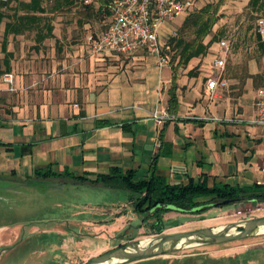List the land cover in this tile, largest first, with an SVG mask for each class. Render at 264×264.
I'll use <instances>...</instances> for the list:
<instances>
[{
  "label": "crops",
  "instance_id": "1",
  "mask_svg": "<svg viewBox=\"0 0 264 264\" xmlns=\"http://www.w3.org/2000/svg\"><path fill=\"white\" fill-rule=\"evenodd\" d=\"M10 21L1 23L2 47L7 53L11 50L8 37L22 38L25 31L5 36ZM34 51L31 58L17 53L11 63L7 61L5 71L14 73L15 89L3 80L5 71L0 76V118L4 123L0 126V178L9 176L29 189L34 179H45L36 175L37 169L94 178L121 167L146 175L155 157L156 172L171 182L194 178L211 185L250 187L264 177V167L258 169L264 125L253 121L256 101L251 118L244 121L239 117L233 123L198 115L184 117L187 101L179 93L177 111L171 115L170 89L176 80L168 63L160 67L157 56L147 49L97 54L85 38L81 45L49 47L44 55L48 59H42L36 48ZM119 54L133 59L125 65L111 62ZM151 56L156 66H152ZM211 101L209 107L215 115L216 98ZM161 109L171 117L156 118L154 112ZM255 131H262L259 143L254 140ZM10 191L19 193V189ZM175 212L182 211L171 210L164 218ZM124 220L120 223L117 217L111 228L120 227Z\"/></svg>",
  "mask_w": 264,
  "mask_h": 264
},
{
  "label": "rangeland",
  "instance_id": "2",
  "mask_svg": "<svg viewBox=\"0 0 264 264\" xmlns=\"http://www.w3.org/2000/svg\"><path fill=\"white\" fill-rule=\"evenodd\" d=\"M85 4L82 0H43L45 11L37 12L38 19L24 31L22 38L8 37L7 47L11 49L8 53L2 47L4 29L3 24L0 25V76L7 68V61L11 63L17 53L31 58L36 48L38 54L42 52V59H48L44 55L48 54L49 47L81 45L86 34L105 29L109 15L87 11ZM208 4L219 6V18L205 37L206 42L211 41L207 52L193 57L187 64L177 65V60L168 62L178 83L177 94L184 95L187 101L182 115L233 123L241 117L246 121L254 114L258 89L264 87V46L257 35L258 17H264V0L261 7H255L250 0H193V11ZM95 5L97 8L98 4ZM7 11L9 16L5 19H13L14 9ZM183 21L184 15H180L166 27L162 32L163 44L176 34ZM221 39L227 40L226 48L220 46ZM215 55L226 59L224 78L228 84L218 90L214 115L205 87L207 76L215 72ZM112 58L111 62L117 65L130 64L133 59L121 54ZM151 58L152 66H156L154 57ZM261 133L254 132V140L258 143ZM216 142L212 144L215 146ZM258 163V169L264 167V151ZM67 179L36 178L30 183L33 188L26 189L27 184L21 181H13L9 176L0 178V264H84L95 255L137 239L145 240L165 232L219 227L264 215V201L245 198L224 206H209L199 214L175 212L167 215L164 218L166 229L156 233L150 225L153 216L148 215L142 224L144 215L135 211L128 191ZM11 189H19V193ZM121 214L123 218L119 217ZM117 217L120 223L126 220L112 229L110 223ZM245 253L251 258L245 264H264V232L223 243L186 246L141 264H159L162 257L167 258L169 264H210L208 261L214 258L218 262L211 264H229L227 257L246 256Z\"/></svg>",
  "mask_w": 264,
  "mask_h": 264
},
{
  "label": "trees",
  "instance_id": "3",
  "mask_svg": "<svg viewBox=\"0 0 264 264\" xmlns=\"http://www.w3.org/2000/svg\"><path fill=\"white\" fill-rule=\"evenodd\" d=\"M107 1L109 0H97L93 2L94 4L85 5L87 11L106 12L111 16L109 9L106 7ZM250 1L255 7L262 6V0ZM13 3H16V5H13ZM95 3L98 4L97 8ZM8 8L14 9V13L12 14L13 19L6 22L5 36L9 32L19 33L26 30L38 19L37 12L45 11L43 0H0V25L9 16ZM20 9H23L22 13H20ZM193 10L194 6L183 14L184 21L177 28L176 34L171 35L168 41L164 43V50L168 56L173 52L169 61L174 62L177 60V65L187 64L193 57L207 52L211 41L206 42L205 37L212 32L213 26L219 18L218 5L208 4L196 11ZM108 25L109 22L104 28L106 29ZM191 34H194V36H191ZM257 35L261 45L264 46V40L258 30ZM176 90L177 83L173 81L169 98V112L171 115L176 113L179 105ZM1 120L2 118H0V126L4 124ZM156 158L151 165L150 172L146 175H139L135 169H123L121 167H113L110 172L100 173L94 178L84 175H71L67 172L59 173L50 168L37 169L36 175L42 178L65 176L75 181H89L109 188L128 191L130 193L128 199L135 211L144 215V219H147L148 215L153 216L150 225L156 233L163 232L167 227L163 213L170 210L199 213L209 206L229 204L222 202L226 199H232V202L245 198L253 201H264V185L257 182L251 185L252 187H241L228 183L211 185L206 180H195L194 178H190L185 183L171 182L164 175L156 172ZM162 209L164 211L161 212ZM147 262L149 261L142 260L136 264Z\"/></svg>",
  "mask_w": 264,
  "mask_h": 264
},
{
  "label": "built area",
  "instance_id": "4",
  "mask_svg": "<svg viewBox=\"0 0 264 264\" xmlns=\"http://www.w3.org/2000/svg\"><path fill=\"white\" fill-rule=\"evenodd\" d=\"M97 0H83L91 4ZM193 6V0H109L106 7L111 13L108 27L101 32H89L86 43L93 53H130L147 49L157 56L158 65L163 67L169 62V56L164 50L162 32L168 22L183 15ZM257 30L264 38V17L257 20ZM222 48L228 46L226 39L219 42ZM214 74L206 79L205 92L208 99L217 97L219 88L227 86L224 78L226 59L222 55L213 57ZM10 89H15V75L5 71L2 75ZM257 116L254 122L264 125V87L257 93ZM154 116L158 119L171 117L167 110H156ZM264 185V178L257 180Z\"/></svg>",
  "mask_w": 264,
  "mask_h": 264
},
{
  "label": "water",
  "instance_id": "5",
  "mask_svg": "<svg viewBox=\"0 0 264 264\" xmlns=\"http://www.w3.org/2000/svg\"><path fill=\"white\" fill-rule=\"evenodd\" d=\"M224 204L232 199L222 201ZM264 215L234 221L219 227L206 226L191 230L165 232L145 240L137 239L121 244L104 253L91 257L84 264H126L157 256H164L186 246L214 244L248 238L264 231ZM163 264H166L164 259Z\"/></svg>",
  "mask_w": 264,
  "mask_h": 264
},
{
  "label": "flooded vegetation",
  "instance_id": "6",
  "mask_svg": "<svg viewBox=\"0 0 264 264\" xmlns=\"http://www.w3.org/2000/svg\"><path fill=\"white\" fill-rule=\"evenodd\" d=\"M213 206H217V205H213ZM207 210V209H206ZM206 210H204V211H201V212H199V213H203V212H205ZM183 212V211H182ZM183 213H186V212H183ZM194 213H196V212H194ZM198 213V214H199ZM143 223L142 224H144V222L147 220V219H144L143 218ZM153 221V220H152ZM166 229V228H165ZM223 243V242H222ZM246 254V253H245ZM158 257V256H157ZM153 258H156V257H152V258H147V259H153ZM227 258H230V262H229V264H245V263H247L251 258L249 257V255L248 254H246V256L245 255H238L237 257H227ZM147 259H142V260H147ZM164 259H166V264H169V261H168V259L167 258H165V257H162L160 260H159V264H163V261H164ZM142 260H135V261H131V262H128V263H126V264H136L137 262H139V261H142ZM218 259H211V261H208V263H215V262H218L217 261ZM253 260H255V259H253Z\"/></svg>",
  "mask_w": 264,
  "mask_h": 264
},
{
  "label": "bare ground",
  "instance_id": "7",
  "mask_svg": "<svg viewBox=\"0 0 264 264\" xmlns=\"http://www.w3.org/2000/svg\"><path fill=\"white\" fill-rule=\"evenodd\" d=\"M264 231V230H263Z\"/></svg>",
  "mask_w": 264,
  "mask_h": 264
}]
</instances>
